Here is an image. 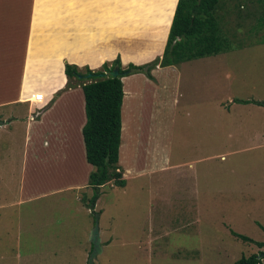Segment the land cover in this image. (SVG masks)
<instances>
[{
	"label": "rangeland",
	"instance_id": "374dc122",
	"mask_svg": "<svg viewBox=\"0 0 264 264\" xmlns=\"http://www.w3.org/2000/svg\"><path fill=\"white\" fill-rule=\"evenodd\" d=\"M139 1L35 0L32 25L41 29L43 40L31 55L29 66L42 59L45 65L37 71L27 69L25 96L29 91L37 92L52 73L56 75L48 84H58L62 61L96 67L101 62L102 40L124 16L126 41L136 48L132 59L125 55L120 60L122 66L146 63L162 53L161 40L176 0H158L146 8L133 9ZM253 5L250 1L244 4L249 8ZM42 11L46 13L39 21L36 15ZM62 13L73 16L82 31L84 24L93 23L94 29L86 35L80 32L76 43L70 34L59 46L51 47V18ZM218 14L226 26L241 21L233 12L227 14L222 9ZM247 17L252 21L238 29L244 34L240 45L174 67H161L150 80L155 86L148 92L138 83L148 68L155 69L153 64L146 71L143 67L133 72L129 69L131 72L122 75L126 89L132 88L133 81L137 85L133 83L132 92L123 93L127 101L123 106V137L129 128L125 113L130 111L132 123L143 127L144 164L164 162L167 155L171 163L183 162L181 167L130 176L123 187L106 182L98 188L92 210L90 186L79 189L77 196L68 190L63 196L0 207V264H88V236L94 222L101 251L93 264H235L240 256L251 254L259 259L257 264H264L263 246L231 233L264 241V26L253 16ZM116 55L120 59L119 51ZM84 66L78 67L81 73ZM44 72L48 74L43 76ZM87 81L72 79L68 84ZM218 102L225 109H219ZM8 107L17 113L37 112L27 103ZM69 117L77 120V110ZM24 123L20 118L0 128V169L7 170H0V203L13 200L10 193L19 186L36 190L58 181L56 176L65 182L64 171L74 163L66 151L68 156L63 155L62 162L53 161V166L25 160L22 164L24 139L31 133ZM29 143L27 137L25 144ZM252 143L254 146L243 150ZM35 144L40 145L39 137ZM46 167L52 169V179L46 175ZM27 210L33 226H25L23 221ZM26 227H31L27 233Z\"/></svg>",
	"mask_w": 264,
	"mask_h": 264
},
{
	"label": "crops",
	"instance_id": "0c3cea01",
	"mask_svg": "<svg viewBox=\"0 0 264 264\" xmlns=\"http://www.w3.org/2000/svg\"><path fill=\"white\" fill-rule=\"evenodd\" d=\"M247 1H250V3L254 5L250 8L248 6L245 7L244 4L245 2L247 3ZM247 1H219L218 6L215 8L213 14L217 19L218 26L223 35H225L229 40L230 49L221 52L206 54L193 59L217 55L231 50L232 46L240 45L242 36L244 34L243 32L239 33L238 29H240L244 25L243 23L252 21L247 16H253L256 23L264 26V3L261 0ZM34 5L35 0H0V128L5 129L8 126H11L14 121H17L20 118L25 119V128H28L31 133H28L27 136L30 137L29 144H25V142L27 141V137L24 139V146L21 157L22 164L25 160V163L30 162V164H38L39 162H43L44 164L46 163L49 164V166H53V161L54 163L55 161L62 162V160L64 159L63 155L64 157L68 156V153L73 157L74 163L73 166L71 164H68L67 171H64V176L65 178H67L65 182H63V177L59 178L58 176H56L55 179H57L58 181H51V183L47 187L44 186L43 188H39L36 190L22 189L20 188L21 186H19L15 193H10L11 197L15 198L10 202L0 203V207L21 205L40 197L61 194L63 196L64 192L68 190L74 191L75 196H77V192L79 189L84 188V190H86L88 188V174L93 170V166L87 163L85 160L84 147L81 137V126L85 121L83 94L79 82L71 84L70 86H66L68 81L63 73L64 61H62L59 68L61 76L60 79L57 80L58 84H48L51 76L56 75L52 73L49 78L47 77L49 80L47 81L46 78L44 84L41 87H38L37 91H40L43 94V100L41 103L33 102L31 94H34L35 91H29L28 95L26 96L24 94V82L28 73L27 69H29V64H31V55H33V53H36V48H38L39 43L43 40L41 29L35 24L32 25L33 10L35 7ZM222 9L227 14L233 12L235 16L234 18L236 20L241 19V21L238 20L232 22L230 26H226L221 20V16L218 14V11ZM246 9L249 10V12H246ZM234 11L239 12L236 14ZM45 13L46 12L42 11L41 14L36 15L37 17L40 16L39 21L44 18ZM65 14L69 15L68 13H62L61 15H54L51 18L52 28L50 29V32L53 38L51 40V44H48L51 47L59 46L61 40H63L65 37L70 36V34H72V36L75 38L76 43L78 34L80 32L83 33V35L89 34L90 32L85 30L82 31L80 27L76 25L75 28L68 30L66 33L62 31V27L60 29H57L54 25V22H57L59 20V17L62 18V15ZM245 17L247 20H243V18ZM71 21L74 23L73 16H71ZM33 26L35 28H33ZM44 34L46 33L44 32ZM44 41H47L46 36H44ZM157 55L160 58L161 53ZM110 59L111 58L102 60L96 67L90 69H97L103 62L110 61ZM183 62L165 66H160V64L157 63L152 66L155 69H149V74L152 78L141 76V82H135L140 84V86L143 87V89H146V91L148 92L151 89V86H155V84H153L151 81H153L152 79H155L154 76L156 71H158L161 67H174ZM32 64H37V62L34 60ZM84 65L88 66L86 64H83L81 66ZM76 66L81 67L78 65ZM45 69H48V67L43 68V70ZM44 74L45 72L43 73V76L47 75L48 73H46L45 75ZM57 76H59V74ZM124 79V77H120V81H123ZM133 83H130L132 85V88H127V90L124 81L123 84L121 82L122 97L120 102V132L117 165L122 169V171L120 170V172L122 176L121 178H124V183L127 179H129L130 176L133 175L136 176L144 172L152 174L156 170L162 171L167 169H179L181 167V164H183V162L180 163L179 160H173L171 163L169 161V156L166 155L164 162L159 161L158 163H156V161H152L150 162V164H148V166H146L144 164V160H142V151L144 152V142L141 139L143 127H137L134 122L132 123L133 117L131 119L132 115L130 114V111L127 113L126 110L125 114L127 116L129 128L127 130V133L125 134V137H123V106L124 102L125 104L127 102L125 96H123V93L125 95L130 90L132 92L134 88ZM147 94L148 93H146L145 95ZM232 101L233 100H230L229 103H232ZM145 102H143V106H146ZM16 103H27L28 106L34 105L37 112L35 114H29L28 111L26 113H17L16 111H11L12 108L8 106L14 105ZM229 103L228 105L230 107ZM223 106L224 105L218 102L219 109H225ZM3 107H7L8 109H3ZM74 110H77V120L74 117H72L70 120L69 116L74 113ZM37 114L39 115L36 119ZM37 137L40 138V145L38 147L35 144V140ZM252 146H254L253 143L248 146H244L243 150L249 149ZM63 150L65 151L64 153ZM66 151L68 153H66ZM0 170L4 173H7V170L3 168ZM45 170L47 171L46 175H48V177L52 179V169L46 167ZM70 174L72 175V178H70ZM8 180L9 179L7 178L5 181ZM111 183L113 184L112 181ZM1 198L6 199L4 196ZM171 207L173 208V205ZM28 212V210L25 212L23 221L25 222V226L28 224L33 226V222H31V218L29 217ZM17 221L20 222L18 219ZM30 229L31 227H26L25 233L30 231Z\"/></svg>",
	"mask_w": 264,
	"mask_h": 264
},
{
	"label": "trees",
	"instance_id": "16d2710c",
	"mask_svg": "<svg viewBox=\"0 0 264 264\" xmlns=\"http://www.w3.org/2000/svg\"><path fill=\"white\" fill-rule=\"evenodd\" d=\"M154 1L158 0H140L133 9L146 8ZM219 1L221 0H177L160 58L155 55L149 62L138 65L129 62L122 66L120 60L122 62L125 55L132 59L136 48L130 41H126L127 17L124 16L120 24L110 28L100 46L101 61L113 58L117 51L120 52V59L116 55L110 62H103L96 70L84 66L86 67L84 73H81L76 65L64 64L63 73L68 81L66 86H70L68 83H71L72 79L82 81L85 78L88 80L80 83V88L83 94L85 116V121L81 126V137L85 160L93 166V170L89 172L87 178V185L92 189L89 203H94L98 195V188L104 183L112 181L116 186L124 185V179L121 178V172L117 165L122 97L120 77L123 75V71L129 69L132 72L139 71L149 64H153V66L157 63L160 66L177 64L230 49L229 40L223 35L213 14ZM261 1L264 3V0ZM62 17L63 19L59 17V20L54 22L57 29L62 27V31L66 33L75 28L69 15L65 14ZM93 26V23L84 24L82 29L91 31L94 29H91ZM41 65H45L44 59L38 60L37 64L30 65L29 71L38 69ZM114 65L118 67V74L110 76L107 72ZM56 68L58 69V67ZM149 69H147L146 76L152 78L148 73ZM235 102L261 104L257 100L250 99H235ZM231 233L243 241L253 242L259 247H264V241H254L233 231ZM261 254L264 255V251ZM258 262L257 256L251 254L247 257L240 256L235 264H257Z\"/></svg>",
	"mask_w": 264,
	"mask_h": 264
},
{
	"label": "water",
	"instance_id": "95a60500",
	"mask_svg": "<svg viewBox=\"0 0 264 264\" xmlns=\"http://www.w3.org/2000/svg\"><path fill=\"white\" fill-rule=\"evenodd\" d=\"M149 65H145L143 67V71H146L147 67ZM129 71L125 70L123 72V75L127 74ZM108 75L110 76H116L118 74V67L114 65L108 72ZM79 76V75H78ZM1 124V123H0ZM92 204L89 205V209L92 210ZM89 242L91 244V249L87 258L88 264H93V258H95L96 254H98L101 251V244H100V238L98 235V228L96 225V222L93 223L92 228L89 231V236H88Z\"/></svg>",
	"mask_w": 264,
	"mask_h": 264
},
{
	"label": "built area",
	"instance_id": "2783aa9c",
	"mask_svg": "<svg viewBox=\"0 0 264 264\" xmlns=\"http://www.w3.org/2000/svg\"><path fill=\"white\" fill-rule=\"evenodd\" d=\"M42 95L43 94L40 91H37V92L35 91L34 94H31L33 102L41 103L42 100H43V96Z\"/></svg>",
	"mask_w": 264,
	"mask_h": 264
},
{
	"label": "bare ground",
	"instance_id": "6f19581e",
	"mask_svg": "<svg viewBox=\"0 0 264 264\" xmlns=\"http://www.w3.org/2000/svg\"><path fill=\"white\" fill-rule=\"evenodd\" d=\"M176 2H177V0H176ZM175 5H176V3H175ZM174 8H175V6H174ZM173 12H174V10H173ZM173 12H172V16H173ZM171 19H172V17L170 18V20H169V23H168V26H167V31H166V33L163 35V37H162V40H161V45H160V50L162 51L163 49V44H164V41H165V37L167 36L166 34H167V32H168V28H169V25H170V22H171Z\"/></svg>",
	"mask_w": 264,
	"mask_h": 264
}]
</instances>
